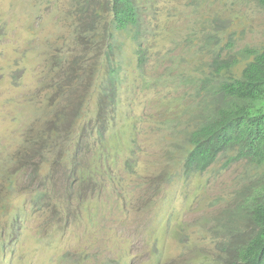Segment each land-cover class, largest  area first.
<instances>
[{
	"label": "rangeland",
	"instance_id": "obj_1",
	"mask_svg": "<svg viewBox=\"0 0 264 264\" xmlns=\"http://www.w3.org/2000/svg\"><path fill=\"white\" fill-rule=\"evenodd\" d=\"M68 1L0 0V264H220L224 210L248 167L222 155L183 175V126L171 121L190 98L173 78L199 59L202 29L220 28L227 57L263 48L264 4L135 0L147 60L138 64L132 32L117 31L120 80L101 108L103 70L72 91L81 82L49 67L79 54Z\"/></svg>",
	"mask_w": 264,
	"mask_h": 264
},
{
	"label": "trees",
	"instance_id": "obj_2",
	"mask_svg": "<svg viewBox=\"0 0 264 264\" xmlns=\"http://www.w3.org/2000/svg\"><path fill=\"white\" fill-rule=\"evenodd\" d=\"M62 13L72 17L71 33L79 54L54 55L51 72L58 70L71 87L81 82L74 91L90 73L103 70L107 86L100 94L99 107L112 105L121 72L115 59L117 31L132 32L138 41V64L143 67L147 60V48L139 40L138 5L135 0H70ZM212 29L201 31L195 64L174 75L175 83L187 86L183 95L190 102L185 117L171 123L174 128L183 126L176 135L183 137L178 151L185 177L208 170L222 155L228 157L226 164L246 162L248 170L241 175L245 183L235 198L236 207L224 210L231 219L228 241L215 249L220 264H264V47L243 49L241 59L227 57L219 48L216 30L220 28ZM92 51L98 59L88 64ZM168 77L164 74L158 79ZM43 197L38 194L37 199ZM235 217L243 218L242 228Z\"/></svg>",
	"mask_w": 264,
	"mask_h": 264
}]
</instances>
